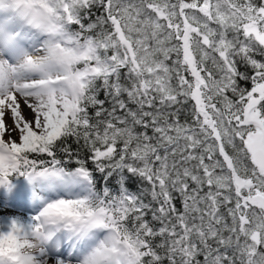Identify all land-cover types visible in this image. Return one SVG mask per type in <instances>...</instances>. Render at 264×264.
I'll return each mask as SVG.
<instances>
[{
	"label": "snow or ice",
	"instance_id": "1",
	"mask_svg": "<svg viewBox=\"0 0 264 264\" xmlns=\"http://www.w3.org/2000/svg\"><path fill=\"white\" fill-rule=\"evenodd\" d=\"M0 213V264H264V0H0Z\"/></svg>",
	"mask_w": 264,
	"mask_h": 264
},
{
	"label": "rangeland",
	"instance_id": "2",
	"mask_svg": "<svg viewBox=\"0 0 264 264\" xmlns=\"http://www.w3.org/2000/svg\"><path fill=\"white\" fill-rule=\"evenodd\" d=\"M16 212H17L18 214H23V212H19L18 210H16ZM2 214H4V213H0V215H2Z\"/></svg>",
	"mask_w": 264,
	"mask_h": 264
}]
</instances>
